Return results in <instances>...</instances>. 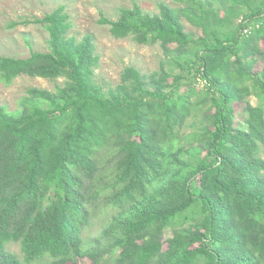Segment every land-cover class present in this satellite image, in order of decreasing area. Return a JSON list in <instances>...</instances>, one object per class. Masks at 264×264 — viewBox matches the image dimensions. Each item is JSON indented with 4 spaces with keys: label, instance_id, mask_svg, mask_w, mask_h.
<instances>
[{
    "label": "trees",
    "instance_id": "1",
    "mask_svg": "<svg viewBox=\"0 0 264 264\" xmlns=\"http://www.w3.org/2000/svg\"><path fill=\"white\" fill-rule=\"evenodd\" d=\"M177 1L180 11L136 4L100 21L117 38L160 42L188 80L163 69L150 88L127 67L105 91L93 36L68 35L64 5L32 20L48 29L49 51L0 55L8 85L22 74L65 79L31 88L17 113L0 106V264H264V0H229L247 10L237 24L232 4L221 15L210 1ZM100 214L105 227L90 239Z\"/></svg>",
    "mask_w": 264,
    "mask_h": 264
},
{
    "label": "rangeland",
    "instance_id": "2",
    "mask_svg": "<svg viewBox=\"0 0 264 264\" xmlns=\"http://www.w3.org/2000/svg\"><path fill=\"white\" fill-rule=\"evenodd\" d=\"M203 4L213 6L220 10L221 15L225 12L229 0H200ZM138 4L144 12L156 14L160 12V5L166 4L169 7L180 11L185 4L177 0H0V55L26 58L32 51H49L50 34L48 29L41 24L35 23L34 18H42L51 13L61 5L66 7L70 14L72 28L69 36H75L81 40L84 35L91 34L95 43V52L99 56V65L95 69L94 81L101 85L105 91L114 89L121 82L122 75L127 67H134L139 70L150 88H153L152 74L167 71H180L172 62L174 56L167 53L160 42L140 44L131 36L125 38L115 37L110 26L102 24L101 17L117 19L123 8H132ZM236 11L232 17L234 24L239 23L246 8L240 4H232ZM185 30L192 38H198L201 30L192 23L186 16L180 17ZM262 60L261 57L258 58ZM262 68V61H258L255 70ZM189 79L186 70H182ZM200 86L205 85L204 80L198 81ZM64 78L48 79L32 77L26 74L16 77L11 84H6L0 78V106H5L11 112H19L24 101L29 97L31 88L48 89L56 91L58 86H63ZM252 103L257 99L250 97ZM235 117L244 125L246 116L243 113V106L235 104ZM192 119L183 131L189 133L193 130L190 125ZM264 157V146L261 151ZM107 215L97 216L86 230V236L93 239L101 233L105 227L104 221ZM176 227V226H175ZM174 227L165 232V237L173 235ZM10 251L23 258L19 242L7 244ZM35 264V263H34ZM73 264V263H70ZM78 264H92L90 258H81Z\"/></svg>",
    "mask_w": 264,
    "mask_h": 264
},
{
    "label": "built area",
    "instance_id": "3",
    "mask_svg": "<svg viewBox=\"0 0 264 264\" xmlns=\"http://www.w3.org/2000/svg\"><path fill=\"white\" fill-rule=\"evenodd\" d=\"M247 31V30H246Z\"/></svg>",
    "mask_w": 264,
    "mask_h": 264
}]
</instances>
